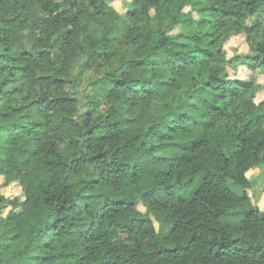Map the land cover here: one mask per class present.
I'll return each instance as SVG.
<instances>
[{
    "label": "trees",
    "instance_id": "1",
    "mask_svg": "<svg viewBox=\"0 0 264 264\" xmlns=\"http://www.w3.org/2000/svg\"><path fill=\"white\" fill-rule=\"evenodd\" d=\"M104 1L0 0V177L22 191L0 194V264H264V184L253 205L246 177L264 99L223 67L243 33L264 68V0H129L123 17ZM195 9V31L168 34ZM79 56L107 80L81 121Z\"/></svg>",
    "mask_w": 264,
    "mask_h": 264
},
{
    "label": "rangeland",
    "instance_id": "2",
    "mask_svg": "<svg viewBox=\"0 0 264 264\" xmlns=\"http://www.w3.org/2000/svg\"><path fill=\"white\" fill-rule=\"evenodd\" d=\"M201 2L203 0H200ZM105 5L112 7L115 12L123 17L127 12L134 11L136 7L129 0H105ZM191 22L188 24L173 25L169 28L168 34L175 36L181 40H185V36L192 33L198 28L202 22V13L195 9L191 16ZM263 14L260 16L259 33L264 32ZM93 35L98 37L99 30L93 29ZM22 44L18 48L23 52L35 51L38 39L40 38L38 31L31 27L21 33ZM254 39L257 35L253 36ZM226 58L223 62V67L229 80L248 81L254 86L253 101L255 103L264 99V68L255 66L250 58L254 53L250 50L246 43L243 33L236 34L229 38L225 44ZM105 67L88 68L82 56L77 57L73 63L68 83L65 86L66 91L81 102V109L78 113V120H83L88 113H92L95 117L101 115L106 104L103 99L104 86L107 83L105 78ZM246 177L250 181V196L253 205H260L261 197L263 196L262 188L264 184V161H259L246 172ZM229 188L237 194H240L242 188L236 185L231 180L227 181ZM0 194L11 198L14 196L21 197L22 191L18 183H10L3 185V178L0 177ZM139 209L143 208L139 205ZM9 208H5L3 213H6Z\"/></svg>",
    "mask_w": 264,
    "mask_h": 264
}]
</instances>
